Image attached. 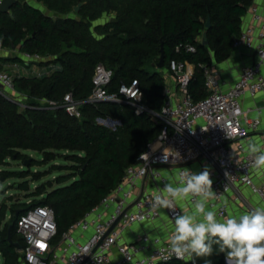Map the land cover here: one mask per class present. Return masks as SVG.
Instances as JSON below:
<instances>
[{
  "label": "trees",
  "instance_id": "16d2710c",
  "mask_svg": "<svg viewBox=\"0 0 264 264\" xmlns=\"http://www.w3.org/2000/svg\"><path fill=\"white\" fill-rule=\"evenodd\" d=\"M37 1L55 16L24 0L9 12H0V42L5 49L40 55L44 60L32 64L56 67L41 76H15L16 94L9 98L0 95V166L9 158L26 162L30 158L23 151L39 153L42 164L54 161L57 153L69 152L65 157L73 166L69 176L58 178L60 187L51 192L40 187L31 194L42 196L41 200L12 207L11 225L0 227L2 264H23L25 245L17 234L22 213L36 206L53 208L58 226L53 246H57L74 223L121 183L146 144L162 133L165 126L159 116L165 103L166 80L161 71L148 70L156 69L162 45L165 67L160 70H168L174 60L195 65L189 90L195 101L204 99L208 92L203 66L223 63L231 56L233 40L240 35L242 20L254 0ZM79 3L83 6L75 13ZM104 15L116 21L95 25ZM209 16L212 27L207 30ZM206 31L209 44L203 46ZM181 44L194 45L196 52H177ZM2 62L26 64L17 56L0 58ZM99 64L113 72L105 88L107 94H119L122 85L138 83L143 112L124 97L122 102L89 101ZM69 93L80 103V118L70 116L63 107ZM101 120L117 125L111 128ZM2 175L4 180L14 177L10 171L0 172ZM18 176L25 177L26 173ZM42 177L41 172L34 174V180ZM20 189L28 191V183ZM4 215L0 204V224ZM10 233L21 249L8 240ZM195 257L196 264H204L205 259L212 264L226 261L224 253Z\"/></svg>",
  "mask_w": 264,
  "mask_h": 264
},
{
  "label": "built area",
  "instance_id": "2783aa9c",
  "mask_svg": "<svg viewBox=\"0 0 264 264\" xmlns=\"http://www.w3.org/2000/svg\"><path fill=\"white\" fill-rule=\"evenodd\" d=\"M247 16L249 24L245 22ZM3 48L0 42V51ZM242 48L251 53L252 61L240 69L238 79L229 85L221 80L213 64L203 66L208 95L199 101L189 90L195 65L172 61L168 72L175 87H165V103L159 116L165 126L162 133L146 144L121 183L74 223L57 246H53L58 235L53 208L36 206L22 213L17 233L25 245L23 264H196L195 255L177 258L168 244L175 216L183 209L193 212L195 197L177 199L175 210L152 207V197L166 183L178 184L185 168L196 173L210 169L217 196L209 201L208 210H214L218 219L234 216L230 195L240 204L241 214L264 207V169L254 168L255 156L249 150L250 140L261 134L263 127L264 0H254L248 9L241 33L233 40L231 55ZM176 50L195 53L196 47L181 44ZM22 59L26 63L44 60L29 53L23 54ZM112 77L111 70L97 65L89 101L122 102L124 97L138 107L139 113L143 112L139 107L143 93L138 83L122 85L119 94H107L105 88ZM14 79L0 68V95L9 98L16 94ZM248 97L261 105L246 108L244 100ZM79 105L72 93L65 96L63 107L70 116L81 117ZM193 165L199 170L192 169ZM243 189L256 195L259 204L246 198Z\"/></svg>",
  "mask_w": 264,
  "mask_h": 264
},
{
  "label": "clouds",
  "instance_id": "9594fccd",
  "mask_svg": "<svg viewBox=\"0 0 264 264\" xmlns=\"http://www.w3.org/2000/svg\"><path fill=\"white\" fill-rule=\"evenodd\" d=\"M249 150L255 156L254 168L264 169V150L254 143ZM212 185L209 168L199 173L185 168L178 184L166 183L152 197V207L172 210L177 199L195 197L194 211L183 209L174 218V230L168 238L170 251L177 258L211 257L215 252L225 254L226 264H264V207L218 219L214 210H208L209 201L217 196ZM204 264L212 261L205 259Z\"/></svg>",
  "mask_w": 264,
  "mask_h": 264
},
{
  "label": "rangeland",
  "instance_id": "374dc122",
  "mask_svg": "<svg viewBox=\"0 0 264 264\" xmlns=\"http://www.w3.org/2000/svg\"><path fill=\"white\" fill-rule=\"evenodd\" d=\"M148 70L150 72L157 70L161 71L165 78L170 76V73L167 69L160 70L157 68V66L156 69L148 67ZM101 121H103V124H106L111 128H114L117 125V123L115 125L108 124L109 120ZM22 154L26 155L30 159L24 162L23 159L16 160L9 158L5 165L0 166V172L10 171L13 172L14 176L7 180H4V178H2L3 175L0 176V204L5 211V215L0 224L1 229H4L6 226L8 227L11 225L12 207L17 205L18 207H22L24 203L30 204L32 201L41 200L43 198L42 196L31 197V194L34 193L37 188L44 187L46 192H51L52 190L61 186L58 184L59 177L69 176L71 174L69 168L73 166V163L65 157V155L71 154L69 152L57 153L58 155L54 161L46 162L45 164H42L43 158L40 156L37 157L35 152L23 151ZM23 172L26 173V176L19 177L18 174ZM39 172L42 173L43 177L39 180H34V174H37ZM71 181L67 182L64 185L70 184ZM25 183H28V191L20 189L21 185ZM242 191L246 198H249L253 203L259 204L258 197L256 195H252L251 191L248 190L245 192L244 189ZM238 209L241 210L240 204H238V208L236 210Z\"/></svg>",
  "mask_w": 264,
  "mask_h": 264
},
{
  "label": "crops",
  "instance_id": "0c3cea01",
  "mask_svg": "<svg viewBox=\"0 0 264 264\" xmlns=\"http://www.w3.org/2000/svg\"><path fill=\"white\" fill-rule=\"evenodd\" d=\"M24 1L28 2L29 4L33 6L40 8L42 11H44V13L49 14L50 16H55L54 13L48 12L46 7L42 3H39L37 0H24ZM111 18H113V16L104 15L100 20L95 22V25H103L106 22H108ZM249 21H250V18L249 16H247V18L245 19L246 24H249ZM23 54L25 53H21L18 49L13 50V49L3 48V50L0 51V58H8L12 56H17L22 59ZM250 54L251 53L246 48H242L236 51L234 54H232L225 62L223 63L214 62L212 66H214V69L217 70L218 74L220 75L221 80H223V82H226V84L229 85V83H232L238 79V76L240 74V69L244 65H247L252 61ZM27 64H30V65H27ZM0 66L3 70L9 72L13 76H17V75L41 76V75L50 73L51 71L54 70V68H56L53 65L47 66V67H41L39 65H34L32 63L22 64V63H13V62H2L0 63ZM165 80H166V83L168 82L167 83L168 86L174 89L175 82L172 78V75L166 77ZM258 105H261L259 101H255L249 97L245 98L244 100V106L246 108H251L254 106H258ZM261 117H262V122H263L262 131L260 132L261 134H259L258 136H254L250 140V144L254 143L258 147H260L262 150H264V112L262 113ZM192 169L196 171L199 170L197 165H193ZM244 191L246 192L248 191V189H244ZM229 200L231 204V213L234 216L238 217L239 215H241L242 210H239V209L236 210L238 208V203L233 200L232 195L229 196ZM135 230H138V227H135ZM2 263H3V258L1 256L0 264Z\"/></svg>",
  "mask_w": 264,
  "mask_h": 264
},
{
  "label": "water",
  "instance_id": "95a60500",
  "mask_svg": "<svg viewBox=\"0 0 264 264\" xmlns=\"http://www.w3.org/2000/svg\"><path fill=\"white\" fill-rule=\"evenodd\" d=\"M20 0H2L1 3H0V12H3V13H7L11 10V8L16 4L18 3ZM83 6V3H79L77 6L74 7V12L75 13H78L81 9V7ZM112 22L116 21L115 19H111ZM212 27V22H211V18L210 16L207 18L206 20V23H205V28L208 30ZM209 44V39H208V33L207 31L203 33V36H202V45L203 46H208ZM158 69H163L165 67V52H164V48H163V45H162V48H161V58H160V61L159 63L156 65ZM108 124H111V125H115L116 122H113L111 120L108 121ZM36 156L39 157L40 154L39 153H36ZM28 164V162H27ZM20 212H17V215H19ZM8 240L13 243L12 241V237H11V233L9 234V237H8ZM15 244L16 246H18L20 249L22 248V246L19 244V243H13Z\"/></svg>",
  "mask_w": 264,
  "mask_h": 264
},
{
  "label": "snow or ice",
  "instance_id": "6c2138e0",
  "mask_svg": "<svg viewBox=\"0 0 264 264\" xmlns=\"http://www.w3.org/2000/svg\"><path fill=\"white\" fill-rule=\"evenodd\" d=\"M41 247H43V245H41Z\"/></svg>",
  "mask_w": 264,
  "mask_h": 264
}]
</instances>
